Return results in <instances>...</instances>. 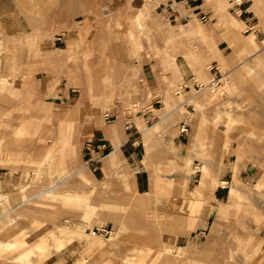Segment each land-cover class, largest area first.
<instances>
[{
  "label": "rangeland",
  "instance_id": "rangeland-1",
  "mask_svg": "<svg viewBox=\"0 0 264 264\" xmlns=\"http://www.w3.org/2000/svg\"><path fill=\"white\" fill-rule=\"evenodd\" d=\"M161 2L0 0V264H264V35L203 0L219 53L198 17L156 26ZM166 36L193 85L137 86ZM116 119L153 137L90 165Z\"/></svg>",
  "mask_w": 264,
  "mask_h": 264
},
{
  "label": "crops",
  "instance_id": "crops-1",
  "mask_svg": "<svg viewBox=\"0 0 264 264\" xmlns=\"http://www.w3.org/2000/svg\"><path fill=\"white\" fill-rule=\"evenodd\" d=\"M227 8L228 12L233 14V16L239 20L236 24L238 28L244 27V33L250 32L249 34H253L256 40L257 38H262L264 35V0H257L256 2L253 0L252 2H250V0H243L242 5L240 6V10L242 11L241 16H237L232 11L233 9L230 4ZM157 14L159 15V19L155 20V25L161 27V30L174 29L177 27L178 23L186 20L190 21L191 19L198 17L201 23L212 25L217 29L219 28L217 31V52L220 53V46L222 45H225V48H229L230 39L227 36V32H231V28L228 25V22H226L227 17L224 18V16L220 15V17L215 15V12H213L210 7H204L203 0H163ZM187 25L188 24H186V26ZM250 27H253V31L246 32V30ZM174 42H178L177 37L166 36L164 43L156 46V51L154 49L153 51L147 49L145 50L147 58L173 60V65L170 64L169 69H163L160 65L161 63L159 64L155 60L153 64H143L138 70L140 77L137 86H148L155 89L157 86H161L162 76H165L164 79L168 80L167 76L171 75H175L173 77L174 84H180V86H188V84L193 85L192 79L188 78L191 73L189 68L178 67L175 62L178 58H188L191 53L187 48L181 49L180 51L176 48L172 50L171 44ZM262 42L263 41H261V43ZM257 52L258 49L254 50L253 54H256ZM211 76L212 79H214L216 74L213 73ZM108 115L109 117L112 116H110V114ZM139 118L145 124H147V120L152 121L157 119L150 108L144 109ZM113 122V125L110 126L111 128L109 129L101 127L95 129L94 134L96 140L94 142V146H92L93 152L90 159V165H100L99 167L101 168L102 160L108 157L112 152L114 153L118 151L124 157V149L126 147H133L136 142L145 141V135H148L149 133V138L153 137L151 132H144L142 135L138 130H136L127 135L126 138H123L119 133L120 122L117 121V119ZM134 128L137 129L135 122ZM102 145L104 146V149L101 148ZM104 152H108V154L104 155Z\"/></svg>",
  "mask_w": 264,
  "mask_h": 264
},
{
  "label": "built area",
  "instance_id": "built-area-1",
  "mask_svg": "<svg viewBox=\"0 0 264 264\" xmlns=\"http://www.w3.org/2000/svg\"><path fill=\"white\" fill-rule=\"evenodd\" d=\"M147 1H154V0H147ZM161 1H163V0H161ZM229 2H230V3H229L230 6H231L232 9H233L232 11H233L237 16H241V15H242V11L240 10V6L242 5L243 0H229ZM248 31H253V27H250L249 29L246 30V32H248ZM209 70H210V71L214 70V71L220 73V72L218 71V68H214L213 66H210V67H209ZM217 83H218V81H216V79H212L210 85H211V86H212V85H213V86H217ZM104 118H105V120H106V119L108 120L109 115H108V114H105V115H104ZM149 122H150V120H147V121H146V123H149ZM133 127H134V124H133L132 120H131V119L126 120V122H125V129H126V130H131ZM183 131H186V130H185V129H182V132H183ZM101 148L104 149V146L102 145Z\"/></svg>",
  "mask_w": 264,
  "mask_h": 264
},
{
  "label": "bare ground",
  "instance_id": "bare-ground-1",
  "mask_svg": "<svg viewBox=\"0 0 264 264\" xmlns=\"http://www.w3.org/2000/svg\"><path fill=\"white\" fill-rule=\"evenodd\" d=\"M4 8H6V7H3V8L0 7V11L3 12V11H4ZM1 9H2V10H1Z\"/></svg>",
  "mask_w": 264,
  "mask_h": 264
}]
</instances>
